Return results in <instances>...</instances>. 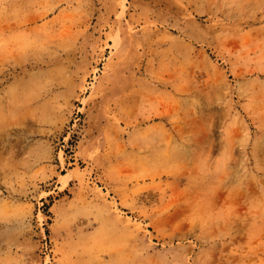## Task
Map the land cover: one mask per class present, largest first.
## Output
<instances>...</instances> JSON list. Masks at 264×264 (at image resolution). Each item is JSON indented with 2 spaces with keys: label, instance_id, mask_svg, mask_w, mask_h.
I'll return each mask as SVG.
<instances>
[{
  "label": "rangeland",
  "instance_id": "obj_1",
  "mask_svg": "<svg viewBox=\"0 0 264 264\" xmlns=\"http://www.w3.org/2000/svg\"><path fill=\"white\" fill-rule=\"evenodd\" d=\"M0 264H264V0H0Z\"/></svg>",
  "mask_w": 264,
  "mask_h": 264
}]
</instances>
